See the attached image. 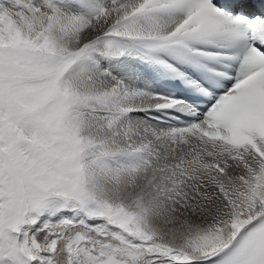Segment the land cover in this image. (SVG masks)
Listing matches in <instances>:
<instances>
[{"label": "snow or ice", "instance_id": "1", "mask_svg": "<svg viewBox=\"0 0 264 264\" xmlns=\"http://www.w3.org/2000/svg\"><path fill=\"white\" fill-rule=\"evenodd\" d=\"M0 264H264V0H0Z\"/></svg>", "mask_w": 264, "mask_h": 264}]
</instances>
